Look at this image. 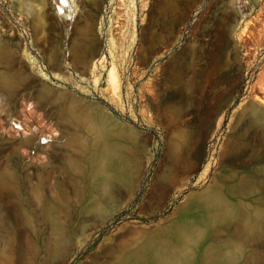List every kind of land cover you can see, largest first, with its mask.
<instances>
[{"label":"rangeland","instance_id":"374dc122","mask_svg":"<svg viewBox=\"0 0 264 264\" xmlns=\"http://www.w3.org/2000/svg\"><path fill=\"white\" fill-rule=\"evenodd\" d=\"M57 7L0 0V264H264V0Z\"/></svg>","mask_w":264,"mask_h":264},{"label":"bare ground","instance_id":"6f19581e","mask_svg":"<svg viewBox=\"0 0 264 264\" xmlns=\"http://www.w3.org/2000/svg\"><path fill=\"white\" fill-rule=\"evenodd\" d=\"M56 1V4L58 5V9H59V12L61 13L64 9L65 6H68L69 5V0H55ZM110 78L112 79L113 78V72H110ZM15 126V130L17 132V130L19 131H22L24 132L25 131V128H24V125L22 123H16L14 124ZM47 139H44L43 141H46Z\"/></svg>","mask_w":264,"mask_h":264}]
</instances>
